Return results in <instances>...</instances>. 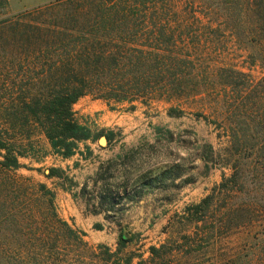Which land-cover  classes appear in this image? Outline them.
Segmentation results:
<instances>
[{"label":"trees","instance_id":"obj_1","mask_svg":"<svg viewBox=\"0 0 264 264\" xmlns=\"http://www.w3.org/2000/svg\"><path fill=\"white\" fill-rule=\"evenodd\" d=\"M7 6L0 0V49L3 43L7 49L0 58V264H132L123 252L133 235L119 229L114 251L89 245L57 215L54 192L17 173L20 159L35 155L34 136L63 160L94 139L73 109L86 96L128 110L209 99L213 122L236 159L226 164L229 175L184 209L181 219L193 232L178 244L189 249L200 241L194 252H211L244 228L258 241L249 263L264 264V0H54L12 15ZM226 42L238 44L248 72L223 63ZM252 68L258 79L251 78ZM166 114L178 118L184 111L170 106ZM160 131L172 141L173 133ZM96 136L110 143L113 132ZM214 155L211 145L202 146L205 169ZM242 161L250 175L240 169ZM115 172L108 164L91 181L101 183L91 213L107 217L123 210V201L142 197L143 188L132 191L127 178L117 183ZM169 176L172 182L180 174ZM45 177L69 182L64 190H71L63 170L48 168ZM175 244L169 252L179 251ZM165 251V245L151 246V260Z\"/></svg>","mask_w":264,"mask_h":264},{"label":"rangeland","instance_id":"obj_2","mask_svg":"<svg viewBox=\"0 0 264 264\" xmlns=\"http://www.w3.org/2000/svg\"><path fill=\"white\" fill-rule=\"evenodd\" d=\"M52 1L7 0L6 12L12 15ZM243 43L247 44L245 40ZM237 45L231 42L224 44L226 55L223 63L248 72L245 55L235 48ZM5 50L3 43L1 59L5 58L2 53ZM249 72L252 79L261 76L258 68H252ZM209 103V99L198 96L181 102L158 101L150 106L137 104L134 110H128L127 106L108 107L102 100L83 97L73 109L81 124L91 129L94 139L80 144L74 156L63 160L50 153L43 138L34 136L35 155L20 159L23 168L17 173L51 189L59 218L82 231L89 245H105L114 251L119 229L133 235V242L123 252V255L132 256V264L140 261H145V264H250L258 241L252 239L244 228L227 234L211 252L208 249L194 252V248L201 245L200 241L189 249L180 250L178 244L185 232H193V226L181 219L184 209L198 203L221 181L223 175H229L232 169L227 168L226 164L232 167L236 159L233 156L236 152L231 151L226 138L213 122ZM170 106L180 107L184 115L168 117L166 112ZM199 113L203 117L197 116ZM100 131L113 132L110 143L96 136ZM157 131H170L173 133L172 141ZM203 145H211L216 154L208 169L204 168L199 158ZM244 161L239 167L246 172L245 175H250L252 169ZM108 164L116 170L117 183L127 178L131 190L141 187L143 195L134 202L123 201V210L105 217L102 213L93 214L88 209L92 204L97 205L96 197L101 185L93 186L91 181L99 168L104 169ZM51 167L64 171V176L72 183L70 191L64 190L69 187V182L45 177L47 169ZM166 170L171 172L162 176ZM176 173L180 174L179 178L171 182L169 175ZM156 177L162 180L164 186H153ZM186 179L190 182L184 183ZM84 184L87 185L86 194L81 198L78 193ZM96 225L101 229L94 228ZM251 235L255 236L253 232ZM173 242L179 251H168ZM160 245H165L166 251L161 258L152 261L149 248Z\"/></svg>","mask_w":264,"mask_h":264},{"label":"crops","instance_id":"obj_3","mask_svg":"<svg viewBox=\"0 0 264 264\" xmlns=\"http://www.w3.org/2000/svg\"><path fill=\"white\" fill-rule=\"evenodd\" d=\"M75 112V111H74ZM75 116H76V118H77V115H76V113H75ZM79 121V120H78ZM80 122V121H79ZM81 123V122H80ZM83 125V124H82Z\"/></svg>","mask_w":264,"mask_h":264},{"label":"water","instance_id":"obj_4","mask_svg":"<svg viewBox=\"0 0 264 264\" xmlns=\"http://www.w3.org/2000/svg\"><path fill=\"white\" fill-rule=\"evenodd\" d=\"M102 141H104V139H102ZM101 143V142H100Z\"/></svg>","mask_w":264,"mask_h":264}]
</instances>
